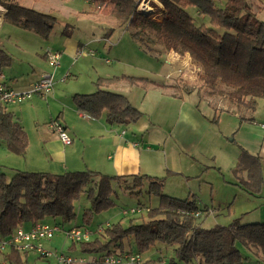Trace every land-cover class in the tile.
Returning a JSON list of instances; mask_svg holds the SVG:
<instances>
[{
  "label": "trees",
  "instance_id": "1",
  "mask_svg": "<svg viewBox=\"0 0 264 264\" xmlns=\"http://www.w3.org/2000/svg\"><path fill=\"white\" fill-rule=\"evenodd\" d=\"M86 1L103 15L114 18L119 26L131 28L130 35L142 50L153 52L158 46L162 53L188 54L199 68L195 88L197 101L209 103L213 99L215 104L222 101L225 108H215L241 113L239 123H242L250 120L244 113L253 112L258 100L264 99V22L250 10L246 0H224L223 8L215 7L220 0H159L165 8L160 22L136 12L137 0ZM0 4L5 10L4 20L43 38L49 36L57 22L54 16L22 6L19 0H0ZM187 7L206 16L209 26L195 25ZM10 63L11 57L0 49V73ZM120 82L155 84L147 78L122 74L98 77L94 82L95 92L74 94L71 103L77 111L93 119L104 116L109 125L130 126L139 120L141 113L125 95L108 90L109 86ZM175 87L174 95L186 92L181 85ZM216 121V117L210 120L211 123ZM0 141L17 155H22L28 146L22 124L2 104ZM243 169L247 171V178L240 186L251 195L259 194L264 188L261 159L241 150L236 171ZM94 177L97 178L95 189L85 191L89 207L82 213L84 225H89L95 214L113 206L112 188L125 180H131L133 186L145 182L148 193L157 195L159 203L147 210L146 221L134 224L130 220L127 226L110 223L96 233L93 240L72 244L71 251L78 246L81 253L87 254L132 251L144 254L159 242L173 247L174 258L169 259V264H175V260L189 264L197 259V264H241L237 244L264 253V223L232 222L204 228L196 223L198 216L194 214L199 213V209L194 197L179 199L162 194L160 179L146 175L109 176L90 170L60 174L15 170L10 179L0 173V239L11 236L17 226L26 229L37 222L57 218L58 223L71 221L75 216L74 202ZM125 242L133 243L135 249L125 247ZM25 256V253L11 251L8 258L10 264H24ZM159 260L149 259L145 264H156Z\"/></svg>",
  "mask_w": 264,
  "mask_h": 264
},
{
  "label": "rangeland",
  "instance_id": "2",
  "mask_svg": "<svg viewBox=\"0 0 264 264\" xmlns=\"http://www.w3.org/2000/svg\"><path fill=\"white\" fill-rule=\"evenodd\" d=\"M141 1L137 0L136 12ZM19 3L22 6L38 10V12L50 14L57 19L51 33L46 38L4 19L0 20V49L11 57V63L4 67L1 72L2 76L5 77L6 85L14 90L28 91L39 74L52 76L53 89L45 97L33 94L27 100L5 105L9 112H14L20 116L21 124L31 139L36 136L37 130L58 123L54 122V120L61 118L59 114L62 112L65 115L69 109L67 105L63 107V102H70L73 94H91L95 92L94 82L98 77L125 74L127 76L147 78L154 82L171 80L170 85L172 84V87L168 85L171 93H177L175 86L181 85L186 91L181 93V95L190 100H197L195 88L197 86L199 68L195 66L188 54L179 55L172 51L162 53L158 51V46H155L157 50L153 52L142 50L138 43L132 39L130 35L132 32L131 28L119 26L114 18L103 15L99 12V9L92 5L89 8L84 4L83 0H40L43 6L36 5L31 0H19ZM141 6L150 8L149 12H140L141 14L149 15L148 17L157 22L163 20L165 8L159 0H148L146 3H142ZM223 6L224 0H220L215 4L216 8H223ZM4 11L0 4V14L4 13ZM186 11L195 25L204 24L209 26V19L204 15H198L193 7H187ZM108 33L109 36H107ZM72 34L76 35V41L83 47H79L74 55L66 56L59 53L58 62L60 65L51 67L48 63L50 54L58 53L61 50L63 39ZM90 52L93 54H90ZM146 86L141 85L142 88ZM205 103L204 101L199 102V108L202 112L209 117L216 115L219 118L214 131L220 132L219 123H221L224 139L229 141V145L236 150L246 146L249 153H256L257 142L254 138L264 135V129L261 128V125L264 124V99L258 100L253 112L244 113L250 120L242 122L245 123L242 125H238L241 113L237 114L232 110L221 111L220 108L214 110L209 107H224L225 105L222 101L221 103L217 101L218 104H215L212 99L208 103L209 106ZM8 151L5 145L0 143V173H4L6 178L10 179L15 171L10 167L12 166L11 161L20 162L21 158L16 156L17 154ZM216 159L217 161L212 157L211 160H213L212 164L217 167H215L216 172L220 173L219 178L221 180L230 179L232 174L229 168L232 163L229 166V161L226 157H223V159L216 157ZM205 164L209 163H203L201 167L204 168ZM203 168L200 170H205ZM207 170L209 171V169H206L205 172ZM209 173L213 176V172L209 171ZM165 174V177L160 179V192L165 195H168L166 193L168 192L180 196H175V198L179 199H183L187 194L185 198L193 196L200 214L196 219L197 224L204 228L228 224V219L224 218L225 214L229 210L230 212L234 211L237 207L229 209L228 205L216 207L211 203V195H216L220 200L224 198L221 189L218 191V183L212 187L210 193L209 189L205 188L201 182L202 177L209 179V176L200 175L196 171L195 175L192 174L187 178L186 183L181 177L172 175L170 177L167 172ZM96 183L97 178L94 177L74 202V218L69 222H61L63 228L66 229L74 226L85 228L91 232L90 241L95 238V231L99 225H103L106 222L111 224L120 222L123 226H127L130 220L134 224H140L148 219L147 210L158 206V196L148 193L145 182L140 186H133L131 180H125L112 188L111 200L114 202L113 206L106 211L95 214L91 223L84 225L81 221L82 213L89 207L85 191L90 188L95 189ZM132 186L133 188H131ZM237 201L238 198L234 203ZM211 206H215L212 209L214 213L210 212L209 214L203 211L206 207L211 209ZM131 209H134L135 212L131 213ZM123 211L127 213L123 214ZM46 221L48 223L60 222V219L57 218L55 221L47 219ZM255 222L259 221L254 217L251 219V217L245 216L240 220L241 224ZM43 245L48 250L69 254L74 257L79 255L73 253L80 252L78 246H75L73 251L69 250L72 246L71 242L66 240L60 233H56L51 241L43 242ZM236 246L242 255L241 264H264V253L261 251L255 248L246 249L240 244ZM125 247L135 249L133 243L128 245L125 242ZM140 255L144 259L154 260L159 258L168 262L170 258H174L173 247L159 242H155L146 253ZM51 259L44 260L30 253L26 256L25 264H56L55 258ZM197 260L189 264H197ZM175 261V264H183L177 260Z\"/></svg>",
  "mask_w": 264,
  "mask_h": 264
},
{
  "label": "crops",
  "instance_id": "3",
  "mask_svg": "<svg viewBox=\"0 0 264 264\" xmlns=\"http://www.w3.org/2000/svg\"><path fill=\"white\" fill-rule=\"evenodd\" d=\"M31 2L43 6L40 0H31ZM83 2L89 8L91 7V4L86 0ZM246 3L250 10L256 14V17L264 22V0H246ZM1 19H3V13L0 14ZM79 47H83V45L80 46V43L76 41V35L72 34L63 39L61 50L58 53L66 56L74 55ZM40 76L41 74L35 81ZM164 79L166 80V78ZM3 80L5 82V77ZM170 82L171 80L154 82L155 84H150L145 88H142L141 85L120 82L108 87L110 91L125 95L129 103L140 111L141 117L130 126L109 125L104 116L93 119L87 114L77 111L71 100L63 102V107L67 105L69 109L65 115L61 112L59 114L61 118L56 122L70 137V144L62 143L57 130L51 125L37 130L36 136L32 139L22 125L27 134L28 146L22 155H16L21 158V161L12 160L10 167L13 170L27 172L60 174L66 171L90 170L109 176L146 175L156 179L165 177L167 172L169 176L183 178L186 183L187 178L192 174L195 175L197 171L200 175L209 176V179L202 177L201 182L205 188L209 189L210 193L212 187L218 183V191L221 189L224 195L222 200L216 195H211L212 204L216 207L228 205L229 209L237 207L234 211L230 212L229 210L225 214L224 218L228 219V224L240 223V220L245 216L251 217V219L254 217L257 221L264 223V188L256 195L247 193L240 186V183L247 178V171L244 169L236 171L240 151L245 150L249 153L248 148L242 146L236 150L229 145V141L224 139L221 123H219L221 129L219 132L214 131L217 123L210 122L214 117L217 118V121L219 118L214 114L213 117H209L203 113L199 108V101L196 99L194 101L183 95L171 93L167 88ZM0 104L2 103L0 102ZM205 104L208 105L207 102ZM12 113L22 123L20 116ZM242 124L245 123H238V125ZM254 139L257 142L256 153L249 154L261 159L264 169V135L256 136ZM0 143L3 142L0 141ZM212 157L216 161V157L221 159L226 157L229 161L228 165L230 166L232 163L229 168L232 174L230 179L221 180L219 178L220 173L216 172L217 167L212 164ZM203 163L210 165L205 164L203 168L201 167ZM201 168L209 169L213 172V176L208 170L205 172V170H200ZM237 198L238 201L234 203ZM228 201L230 202L228 203ZM215 206H211V209L206 207L204 211L209 214L210 212L214 213L212 209ZM253 213L254 215H252ZM10 252L8 251L6 258L7 264H10L8 258ZM30 253L33 252L25 254L27 256ZM73 254L91 256V254L81 252Z\"/></svg>",
  "mask_w": 264,
  "mask_h": 264
},
{
  "label": "built area",
  "instance_id": "4",
  "mask_svg": "<svg viewBox=\"0 0 264 264\" xmlns=\"http://www.w3.org/2000/svg\"><path fill=\"white\" fill-rule=\"evenodd\" d=\"M148 0H142L138 8L139 12H149V7L141 6ZM90 54H93L90 52ZM59 53L50 54L48 63L51 67L59 65ZM108 62V61H106ZM51 75L43 74L35 81L28 91L14 90L7 86L0 73V102L2 104H10L27 100L33 94H38L45 97L53 89ZM56 122V121H54ZM51 126L57 130L58 136L62 143L70 144L71 139L66 132H64L60 125L55 123ZM264 128V124L261 125ZM131 213L135 212L134 209L130 210ZM123 211V214H126ZM198 216L199 213L194 214ZM110 223L106 222L99 225L96 233L101 232L104 227L109 226ZM56 233H60L71 244H80L90 241L91 232L80 226H74L66 229L59 223L37 222L28 229L17 226L14 233L7 237L0 239V264H7L8 251H17L21 253L33 252L42 259L55 258L56 264H145L149 261L148 258L144 259L137 252H126L123 254H91L90 257L77 256L74 257L69 254L58 253L56 251L48 250L44 247L43 242L51 241ZM156 264H169L168 261L160 259Z\"/></svg>",
  "mask_w": 264,
  "mask_h": 264
}]
</instances>
